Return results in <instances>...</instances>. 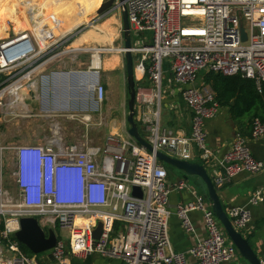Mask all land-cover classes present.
<instances>
[{
    "label": "built area",
    "instance_id": "2783aa9c",
    "mask_svg": "<svg viewBox=\"0 0 264 264\" xmlns=\"http://www.w3.org/2000/svg\"><path fill=\"white\" fill-rule=\"evenodd\" d=\"M124 4L131 35L135 36V71L139 67L140 74L149 80L148 87L136 89L135 113L138 109V121L153 151L130 136L115 135H108L101 146L89 147H55V142L0 143V166L5 152L12 153L16 191L14 197L5 191L0 168V264H52L47 257L38 261L36 255H27L20 248L14 232L19 230L21 217H35L43 229L53 226L66 232H55L56 243L50 249L58 264H96L94 254L124 264H190L187 255L196 264H222L238 254L211 204L183 179L168 183L164 163L155 152L196 161L206 171L205 163L215 160L204 124L218 114L221 105L200 76L212 71L253 79L258 88L264 83V0H124ZM114 9L120 13V4ZM241 26L245 40L241 39ZM13 31L0 40V124L3 107L17 102L21 89L32 83L35 67L30 65L45 49L35 45L43 36L41 32ZM115 49L124 51L123 46ZM165 74L180 89L181 100L190 112L185 134L161 127ZM94 92L95 99L102 102L104 86L98 84ZM6 95L11 97L9 101ZM250 136L264 138V119L252 118ZM215 162L209 176L217 189L241 172L264 170V156L255 158L239 133ZM134 186L140 188L141 197L132 195ZM173 190H187L193 198L170 206ZM262 200L261 190H256L246 205L226 211L237 231L249 226L250 207ZM194 210L201 212L204 236L197 235L189 215ZM171 214L195 238L185 252H176L171 245ZM98 223L101 231L95 239L93 231ZM88 257L90 261H86Z\"/></svg>",
    "mask_w": 264,
    "mask_h": 264
},
{
    "label": "crops",
    "instance_id": "0c3cea01",
    "mask_svg": "<svg viewBox=\"0 0 264 264\" xmlns=\"http://www.w3.org/2000/svg\"><path fill=\"white\" fill-rule=\"evenodd\" d=\"M48 2L50 4L38 7L39 9L35 13L34 21L37 24L46 9H49L48 11L50 13L53 12L54 15L48 16V22L50 24L47 26L51 28L49 34L52 33L53 36L49 37L48 34L44 44L37 43V45H45V47L36 48L39 50L48 48L56 40L59 43L58 48L47 61H42L32 70L30 77L32 83H29L25 89H21L20 99L17 102L6 104L3 107L1 111L4 116L1 122L11 121L17 112L25 115L34 113L41 118H50V129L49 131L45 130L43 128L44 125L38 118L28 120L26 121L24 129L20 132L21 134L16 136L22 140L19 144L48 145L51 142H55V147H64L71 144H78L81 147L95 146L87 143L89 137L92 142L91 129L86 128L88 126L87 122L92 119V116H95L96 120L103 121L105 119L100 109L103 101L99 102L95 99L94 87L98 84L104 86V99L106 100L108 95L113 94V91H118L120 93L119 96L121 95L120 97H122L124 87L125 85L127 86L126 71L122 67L124 55L121 57V52L115 49L123 46L122 32L119 28L117 29L115 40L116 37L117 40L119 37V42L114 44L112 49L101 51L100 48L93 46L89 49L92 52L89 56L81 54L87 52L85 50L81 51L79 49L81 46L75 45L87 40L99 43L101 39H107L111 43L112 35L107 37L103 36L104 34H108L109 31L106 32L104 27L103 29L98 26L99 24L97 23L99 20L96 22L97 25L92 23V26L90 25L92 27L91 29L83 32L71 43V30L81 23L82 25L83 23H89V19L91 18V22H94L93 18L97 15H94L92 12L87 14L79 0H49ZM71 4L74 7L72 22L70 20ZM63 7L65 9L69 8L67 9L68 12L65 13L62 10L64 9ZM56 8L57 11H55ZM56 12L58 13L56 14ZM113 17L115 16L108 17L104 22L108 19H116V17ZM71 24L75 25L72 29ZM23 31L32 32L33 30L27 27ZM103 52H106V55L104 54L101 57L100 54ZM96 55L101 58L99 68L92 67L91 65ZM164 79L165 86L163 88L160 116L161 127L178 134H185L190 127V112L182 102L180 89L172 83L171 76L165 74ZM135 82L136 89L149 86V80L145 75L142 76L140 74L139 67L137 68V75H135ZM113 86H116V89ZM10 99L11 97L6 95V100L9 101ZM43 103L47 104L46 109L43 107ZM77 115L80 116V119H78L79 122L75 120ZM135 120L140 124L138 121V109L137 114L135 113ZM251 120L252 114L249 113L240 117H233L230 113L229 106L221 105L218 114L214 118L205 121L206 142L214 153L216 161L230 149L233 137L237 133L246 138L247 146L255 158H262L264 156V138L253 139L250 136ZM104 124L106 125V122ZM107 128L109 132L105 135L104 140L108 135H115L120 138L129 136L127 130L125 133H119L115 131L116 127H109L107 125ZM82 138L85 140V143H80ZM195 160L198 159L195 158ZM215 160L212 159L209 163H205L209 175H212V168L216 166ZM169 171L173 176V170L167 168V172ZM181 177H167V182L173 183L178 179H182ZM194 190L197 194L203 195L210 203L207 198V193H198L199 190L197 188H194ZM256 190H261L263 200L257 205L250 207L252 221L247 228L241 230V233L248 239L249 244L256 252L260 261L264 262V170L256 173L241 172L231 182L218 188L217 192L224 210L228 211L233 206L246 205L250 194ZM192 198L193 195L187 190H173L169 195V205L174 206L177 203H183ZM189 215L195 225L197 235L204 236L205 232L201 212L194 210ZM168 232L171 245L176 252L187 251L195 242L194 236L186 233L182 229L180 220L175 214H171L168 219ZM239 257L238 253L233 260L222 264H248L244 259ZM100 259L102 258L100 257ZM100 259H95V261H98L96 264H101L100 262L103 260ZM187 261L190 264H196L192 256L187 255ZM107 262L110 264H124L122 261L116 259ZM45 264H50V262L47 261Z\"/></svg>",
    "mask_w": 264,
    "mask_h": 264
},
{
    "label": "rangeland",
    "instance_id": "374dc122",
    "mask_svg": "<svg viewBox=\"0 0 264 264\" xmlns=\"http://www.w3.org/2000/svg\"><path fill=\"white\" fill-rule=\"evenodd\" d=\"M81 1L80 3L83 5V8L85 10V12L87 14H90L91 12L94 13L87 5V3L85 2V0H79ZM117 2V0H116ZM115 4V3H114ZM114 4L112 5V7L110 9H108L107 11L103 12L102 14H100L99 16H95V18H93L94 22L93 24L96 22H99L97 24H99L98 26L100 28H105V31H109L108 34H104L103 36H109L112 35V41L110 43L109 40L107 39H101L99 43L95 42V41H91V40H87L81 44H78V46H81L79 49H81V51H86L87 53H81L84 54L86 56H89L92 52H90V48H92L93 46L96 48H100L101 51L105 50V49H112L114 46V44L119 42V37L117 40H115V35L117 34V29L119 28L121 30V18H120V14L118 13V11H116L114 9ZM74 9H72L73 15H74ZM115 16L116 19H108L107 21L104 22L105 19H107L110 16ZM113 17V18H115ZM92 19V18H91ZM91 19H89V23H82L79 24L78 26H75L74 24H71V43L74 42L75 39H77L83 32L91 29L92 25H91ZM102 19V20H101ZM94 24V25H95ZM96 24V25H97ZM91 25V26H90ZM103 28V29H104ZM6 37L8 36V34L5 35ZM4 36V37H5ZM52 37V36H49ZM121 37V34H120ZM133 40H135V36L132 37ZM122 39V38H121ZM117 41V42H115ZM58 40H56L50 47L45 48L42 52V54L34 61L31 63L30 67H37L42 61H47L49 59V57L54 54V52L57 50L58 48ZM113 46V47H112ZM61 48V47H60ZM75 48V47H74ZM107 52V51H106ZM106 52H103L100 54V56L102 57ZM106 55V54H105ZM121 57H123V52L120 53ZM134 61H136V57H134ZM136 63V62H135ZM123 69L125 68V60L124 63L122 64ZM101 70V69H100ZM102 72V70H101ZM204 73L201 74L200 78H203ZM203 81V79L201 80ZM115 82V81H114ZM163 85L165 86V79L163 80ZM114 89H116V86H113ZM124 92L122 94V97L119 96V92L118 91H113L112 95H108L107 99L103 100V102L101 103L100 109L103 112V117L105 120H96L95 116H92V119L90 121H88V126L86 128L91 129L90 134L92 136V142L90 140V137L87 140L88 144H92V145H102L103 141H104V137L105 135L109 132V130H107V125H109V127H116L115 131H118L119 133H125L127 128H128V124L125 120L126 115L128 114V108H127V100L129 98V94H128V90H127V86L125 85L124 87ZM49 105V104H48ZM43 107L46 109L47 108V104L43 103ZM35 110V108H34ZM80 116L77 115L76 116V121H78V119ZM13 121H3L0 124V143L3 144L4 146H11V145H16L19 144L22 140L20 138H17L16 136H19L21 133V131L24 129L25 125H26V121L28 120H35L36 118H38V120L44 125V129L49 131L50 126H51V119L46 117V118H41L38 117L36 114L34 113H29L27 115L25 114H21L18 113L12 117ZM106 122V125L104 124ZM101 122V123H100ZM108 123V124H107ZM82 141H80V143H85V140L82 138ZM164 167L166 168H171V170H173V176L171 175V172H167V177H179L182 176L181 178L183 180H185L186 184H188L190 187L192 188H197L199 190L198 193H206V187L205 184L201 181V179L195 175H187L185 174L183 171L177 169L174 166L168 165L164 163ZM0 168L2 169V184L3 187L5 189V191H7V193L14 197L16 195V191H15V184H14V162H13V156L10 150H7L5 152V156H3V161H2V166H0ZM49 229H52L54 232L58 231L57 227H53V226H46L44 227V232L47 233ZM58 234H63L66 232L63 231H58ZM3 243H5V240H3ZM50 253V250L45 251V252H41L38 254H33L36 255V258L38 259V261H41L43 259H45L48 254ZM239 258L243 259L242 256L239 254ZM100 259V257H98V255L94 254V256L92 257V260L96 263L98 261H95V259ZM100 260L101 264H110L107 261L113 260V259H109V258H102Z\"/></svg>",
    "mask_w": 264,
    "mask_h": 264
},
{
    "label": "water",
    "instance_id": "95a60500",
    "mask_svg": "<svg viewBox=\"0 0 264 264\" xmlns=\"http://www.w3.org/2000/svg\"><path fill=\"white\" fill-rule=\"evenodd\" d=\"M104 7L99 10L97 16L107 11L112 7H116L120 4V18H121V29L123 38V55L125 60V71H126V82L129 98L127 100L128 114L126 116L127 124L129 125L127 129L128 135L141 147L147 149V151L152 152V145L142 136L139 132V127L135 120V94H136V82H135V63L132 53V35L130 31V25L127 16L126 6L124 0H104ZM114 1V3L112 2ZM38 7H33L31 13L34 14L38 11ZM34 20H31L33 24ZM48 29V28H47ZM241 39H246V34L244 32L243 26L240 27ZM14 34L13 31L10 33ZM49 36H53L52 33ZM96 83H98L96 81ZM233 103L231 100L230 104ZM155 155L159 161L162 163L176 167L177 169L183 171L187 175H195L201 179L205 184L207 198L211 203V209L215 214L216 218L221 223L226 235L236 246L238 253L248 264H261L256 252L249 244L247 238L243 234L237 231L229 218L227 217L226 211L224 210L221 200L219 198L217 188L214 186L211 177L207 173L204 166L196 161L181 160L166 154L163 151L157 150ZM132 195L136 197H141L142 193L138 186L132 188ZM101 231V223H98L97 227L93 231V237L97 239ZM14 238L22 245H24L32 254H38L41 252L48 251L55 246L56 235L52 229H49L47 233L44 232L43 228L38 223L35 217H21L19 219V230L14 232ZM47 258L52 264H58L49 253Z\"/></svg>",
    "mask_w": 264,
    "mask_h": 264
},
{
    "label": "trees",
    "instance_id": "16d2710c",
    "mask_svg": "<svg viewBox=\"0 0 264 264\" xmlns=\"http://www.w3.org/2000/svg\"><path fill=\"white\" fill-rule=\"evenodd\" d=\"M49 0H0V7L4 9L0 15V33L5 36L11 30L16 32L30 27L34 33L41 32L39 44H44L51 28L47 29L50 24L48 16L54 15L46 9L43 12L41 19L35 24H30V19L35 18V13H31L33 7H40L45 4H50ZM45 26V27H42ZM49 27H51L49 25ZM44 28V29H43ZM41 30V31H40ZM45 34H44V32ZM0 34V38L3 37ZM36 47H45L35 44ZM203 81L208 84L215 93V97L220 105L229 106L230 113L233 117H240L245 114H252L253 117L264 119V83L260 87L256 85L255 81L250 78L242 77L239 74L224 75L216 72H204ZM231 100L233 103L230 104ZM139 127V132L145 136L140 124L136 122ZM119 223L117 222L116 225ZM20 248L27 255H33L24 245L20 244ZM88 257L86 261H90ZM40 264H43L40 262Z\"/></svg>",
    "mask_w": 264,
    "mask_h": 264
},
{
    "label": "bare ground",
    "instance_id": "6f19581e",
    "mask_svg": "<svg viewBox=\"0 0 264 264\" xmlns=\"http://www.w3.org/2000/svg\"><path fill=\"white\" fill-rule=\"evenodd\" d=\"M109 1V0H108ZM115 1V0H114ZM114 1H112L113 3H114ZM81 2V1H80ZM85 2L87 3V5H88V7L94 12V15H97L98 14V12H99V10H101L104 6V3H105V1L104 0H85ZM65 5V4H64ZM64 8V7H63ZM70 8H71V18H70V20H71V22H72V19H73V17H72V9L74 8L73 7V4H71L70 5ZM3 9H4V6H1L0 7V15H1V13H2V11H3ZM67 9H69V8H67ZM67 9H62V10H64V12L66 13V12H68V10ZM55 11H57V8H56V10ZM58 11H59V9H58ZM58 12H56V14H57ZM62 14V13H61ZM68 14V13H67ZM64 15V14H63ZM67 16V15H66ZM70 17V16H69ZM65 21V20H64ZM65 22H67V21H65ZM11 31H13V30H11ZM14 32V31H13ZM11 33V32H10ZM1 34V33H0ZM2 35V34H1ZM3 36V35H2ZM75 46H78V45H75ZM94 58V57H93ZM100 64H101V58L100 57H98V55H96V58L95 59H93V61H92V63H91V65H92V67H95V68H99L100 67ZM135 74L137 75V69H136V71H135ZM81 220L82 219H80V220H78V222H81Z\"/></svg>",
    "mask_w": 264,
    "mask_h": 264
}]
</instances>
